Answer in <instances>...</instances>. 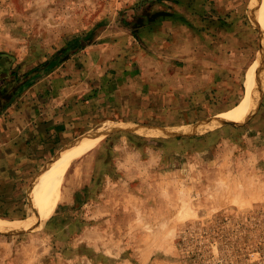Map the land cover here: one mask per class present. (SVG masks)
<instances>
[{
    "label": "rangeland",
    "instance_id": "rangeland-1",
    "mask_svg": "<svg viewBox=\"0 0 264 264\" xmlns=\"http://www.w3.org/2000/svg\"><path fill=\"white\" fill-rule=\"evenodd\" d=\"M252 2L0 0V79L2 70L13 80L51 75L45 97L64 96L66 81L94 96L95 57L104 72L106 60L139 48L166 58L174 35L180 78L213 81L190 128L107 117L74 138L64 151L108 133L71 162L44 226H23L39 212L36 195L25 212L0 211V264H264V95L248 121L218 123L244 98L261 51Z\"/></svg>",
    "mask_w": 264,
    "mask_h": 264
},
{
    "label": "crops",
    "instance_id": "crops-1",
    "mask_svg": "<svg viewBox=\"0 0 264 264\" xmlns=\"http://www.w3.org/2000/svg\"><path fill=\"white\" fill-rule=\"evenodd\" d=\"M180 43L174 35L168 42L171 52L166 58L162 53L141 48L124 60L117 55L118 60L113 57L105 61V72L102 70L103 55L99 60L94 56V65L101 78L95 84L100 90L94 96L78 94V90L66 81L64 96L45 97L42 82L48 79L47 85L52 87L51 75L38 78L21 89L24 80H13L2 70L0 211L21 213L31 206V200L35 204L34 186L43 172L55 163L74 138L89 132L103 118L152 119L166 122L162 126L164 129H187L195 124V116L207 112L210 95L205 87L206 83L211 87L213 81L203 80L204 84H198L199 79L180 78L177 68V61L181 59L180 50H177ZM192 63L191 72L198 65L197 61ZM191 118L194 119L191 121ZM263 119L264 116H259L258 120ZM182 135L175 136L177 141ZM104 157L99 164L100 173L109 167L110 152ZM62 226L66 227V223Z\"/></svg>",
    "mask_w": 264,
    "mask_h": 264
},
{
    "label": "bare ground",
    "instance_id": "bare-ground-1",
    "mask_svg": "<svg viewBox=\"0 0 264 264\" xmlns=\"http://www.w3.org/2000/svg\"><path fill=\"white\" fill-rule=\"evenodd\" d=\"M253 8H256L257 10V12H255L257 19L256 25L259 26L261 30V51L248 70L246 93L244 98L235 108L231 109L229 112L219 115V122L217 120L219 124L221 122L244 123L248 121L258 111L264 95V0H254V2H252V9ZM252 13L254 12L252 11ZM253 18L255 19V17ZM207 125L205 124V126ZM205 126L203 125V128ZM211 126L213 125L211 124ZM99 130H101V128ZM175 130H183V128L174 129V131ZM107 134L108 133L97 132L91 137L84 138L77 144V146L66 149L56 159L54 165L50 169L43 172L34 188V192L39 204V212L34 218H31L24 223L23 226L25 228H40L46 224L48 219L54 214L61 199L62 186L67 176V171L71 162L77 156L93 150L96 146H98L99 143L102 142ZM4 224L5 223H3L0 219V226L7 228L8 226ZM6 224L8 223L6 222Z\"/></svg>",
    "mask_w": 264,
    "mask_h": 264
},
{
    "label": "trees",
    "instance_id": "trees-1",
    "mask_svg": "<svg viewBox=\"0 0 264 264\" xmlns=\"http://www.w3.org/2000/svg\"><path fill=\"white\" fill-rule=\"evenodd\" d=\"M0 56H1V53H0ZM0 66H2V65H0ZM15 79H17V78H15ZM35 80H36V78H33V77L27 78L26 80H24V82H23L24 87H22L21 89H24L26 86L31 85V83Z\"/></svg>",
    "mask_w": 264,
    "mask_h": 264
}]
</instances>
